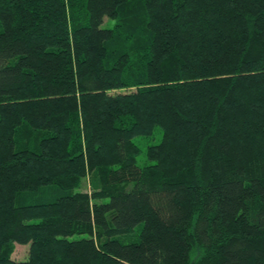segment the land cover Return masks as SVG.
<instances>
[{
	"label": "trees",
	"instance_id": "obj_1",
	"mask_svg": "<svg viewBox=\"0 0 264 264\" xmlns=\"http://www.w3.org/2000/svg\"><path fill=\"white\" fill-rule=\"evenodd\" d=\"M0 264H264V0H0Z\"/></svg>",
	"mask_w": 264,
	"mask_h": 264
},
{
	"label": "rangeland",
	"instance_id": "obj_2",
	"mask_svg": "<svg viewBox=\"0 0 264 264\" xmlns=\"http://www.w3.org/2000/svg\"><path fill=\"white\" fill-rule=\"evenodd\" d=\"M79 7H80L79 3H76L74 8L78 10ZM122 15H123V13H122ZM124 17H125V15L121 16V18H119L120 23L118 24L117 33H119L118 36H121L122 39H124L125 37L129 38L128 39L129 41L127 40L128 44L126 45V48L128 49V52L130 53V56H131L132 60L134 62H136L137 59H138V54H137V49L138 48L133 42H138V39H136L135 34H133V32H132L133 30H131V26L129 24H125V23L122 22V19H124ZM108 21L109 22H107L106 26L111 27L113 25V22L110 21V20H108ZM127 27H130V30H131L130 33L128 32V30H126ZM159 138H160V136H159V134H157L156 137L154 138V140L150 141V142L151 143L152 142H158ZM138 142L141 145L142 150H144V148L147 145L148 140L147 139H139ZM139 161H140V163H143V161H144L143 157H141L139 159ZM86 189L87 188H85V190ZM137 233H138V228L135 229L133 234L127 235V236L118 237V239L123 241V242H126V243L127 242H132V241L137 239ZM28 249H29L28 245L27 246H21V245L19 246V245H17L16 248H15V252L13 254V258L15 260H17V261L18 260L19 261L26 260L27 255H28Z\"/></svg>",
	"mask_w": 264,
	"mask_h": 264
}]
</instances>
